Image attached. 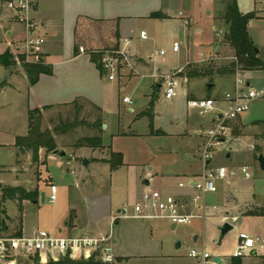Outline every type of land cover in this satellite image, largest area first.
<instances>
[{"label": "crops", "instance_id": "0c3cea01", "mask_svg": "<svg viewBox=\"0 0 264 264\" xmlns=\"http://www.w3.org/2000/svg\"><path fill=\"white\" fill-rule=\"evenodd\" d=\"M179 1L39 0L31 16L42 27L45 39L43 65L51 70V75L41 74L37 83L30 86L23 70L11 73L10 69L0 67L7 73L4 76L3 88L14 90L18 95L21 93V96H24L27 119L30 110L50 107L45 110L46 112L69 107L74 103H84L100 114L102 148L96 150L80 148L75 155L58 159L63 162H60L59 166H71L72 184L68 185L67 206L62 214L53 216L49 233L58 232L64 236H109L108 245L115 264H182L177 262L179 256L176 254L177 248L174 247V242L180 239V233L184 232L174 235L177 226L170 222L165 223L166 220L124 217L123 209L130 210L133 204L141 200L144 193L171 195L177 198L193 196L195 195L193 189L179 188L178 185L180 183L189 185L190 181H196L205 169V164L200 160L203 137L199 131L210 127L213 116L208 121L201 120L200 117L204 115L201 116L197 111L188 109L187 101L207 97L205 85L209 83L208 78L187 79L179 75L182 78V88L179 97L172 101H165L159 93L158 97L160 96L168 103L170 110L169 118L165 119L155 110L158 98L155 96L156 85L161 86L162 83V79L157 76L172 74L192 64L198 67L196 65H199L202 57L207 55H216L219 58L234 56L233 50L216 35L220 17L218 14L221 10L216 7L217 0L211 9L205 3L202 5L204 14L210 17L209 30L212 32L210 37L207 36L206 29L198 28L199 16L195 17L191 13L182 12L179 5L175 9V4ZM3 3V0H0V42L7 46L3 53H12L24 39L25 34L22 26L11 20L10 13ZM262 6L257 7L255 4L252 12L256 15L262 10ZM152 13H160L161 17L150 18ZM178 20H182L184 25L182 34L186 40L180 42L173 39L168 51L165 52L164 56L168 53L177 61L176 66L171 67L172 64L168 59L159 56V52L163 51L162 48L154 53L143 51L138 43L146 40H141L139 34L147 33V40L154 43L159 36L166 38L169 35V23L174 24L172 31L177 32ZM135 27H138V35L135 34ZM190 36L193 37L194 45L189 43ZM86 37H90L93 41H87ZM123 39L130 40L127 48L129 61L114 81H108L103 73L96 69L89 55H81L78 50L74 52L75 45L77 49L83 47L87 50L112 49L117 45L116 49H118L121 48ZM174 42L180 44L178 53H173L171 50ZM258 51L261 59L264 60V49L258 47ZM216 75L212 80L215 88L217 85L224 88L226 84L223 76L217 73ZM232 76L234 77V74ZM13 79L21 80L20 92L13 85ZM261 79L260 74L254 75L257 84H260ZM130 86L134 91L141 90L143 102H137L133 95L120 96ZM233 86L234 78L231 86H226L227 89L220 96L214 93V89L209 97L221 98L224 93L231 91ZM3 88L0 96L4 91ZM124 97L130 98L132 104H124L122 102ZM150 102L153 103L152 128L149 127L148 118L141 116ZM255 102L254 111L246 112L238 119L245 129L255 128L253 125L264 121L263 114L258 116L256 111L260 102ZM155 131H160L161 134L156 135L153 133ZM18 137H24V135L16 138ZM248 138L251 137L244 136L235 140L225 154V158L230 159L232 153L236 151L234 148L237 141ZM15 139L9 147L17 165L18 156L22 154L18 155ZM5 148L6 145L0 144L1 154ZM87 151L89 153H86ZM110 153L121 155L120 165L112 167L108 163ZM53 158L55 156L51 154L46 158L43 155L44 168ZM84 160L87 161L86 166L82 165ZM11 165L4 164L1 157L0 174L11 173L8 170ZM232 182L224 181L218 185L224 186L228 183L233 193ZM50 186L57 187L52 180H49L48 187ZM35 189H38L39 193L45 192L40 186ZM219 193L215 194L216 201L221 200ZM202 201L208 206L205 219L202 220L203 223L193 225L192 229L195 233L200 231L203 238H206L209 229L210 233L211 229L219 233L218 228L224 222L222 219L217 220L212 217L217 207L215 204L209 206L207 195ZM24 202L38 203V201L37 203L23 201L20 208H23ZM14 203L18 206L16 202ZM213 206L215 210L212 209ZM248 206L257 205L243 207ZM6 216L9 221L10 217L7 214ZM19 218L18 225L12 228L13 230L19 228L20 232L22 230L26 232L20 215ZM6 226L7 232L2 234H9V225L6 224ZM232 226L234 229V225ZM16 232L14 231L13 234ZM211 235L215 236V234ZM193 238L197 240L198 236L195 235ZM214 239H212L213 242H215ZM215 256L223 257V260L225 257ZM47 262L48 259L43 257L42 263L34 261L27 264H47ZM183 264H192V262Z\"/></svg>", "mask_w": 264, "mask_h": 264}, {"label": "rangeland", "instance_id": "374dc122", "mask_svg": "<svg viewBox=\"0 0 264 264\" xmlns=\"http://www.w3.org/2000/svg\"><path fill=\"white\" fill-rule=\"evenodd\" d=\"M3 2V5L5 6V0H3ZM214 2L215 0H180L179 3L175 4V9L179 5L182 12L186 14L191 13L195 17L199 16L200 20L198 28H201L202 30L206 29V34L210 37L212 35V32L209 30L210 17H207L204 14L202 5L205 3L206 6L211 9ZM255 4H257V7L259 5L263 6L262 10L256 13L257 18L250 22L248 32L254 44L264 49V0H238L239 10L245 14L254 11ZM216 7L221 9L218 15L223 16L225 10V0H217ZM176 25L178 27V31L173 32L172 28L174 27V24L169 23L170 33L166 38L159 36L158 40L154 41V43H150L146 40L140 41L138 45L143 48L145 53H154L155 51L158 52L161 48L164 52H167L173 39L180 42L185 39L182 34V27H184L182 20H178ZM226 29L227 26L225 22L220 19L217 22L216 35H218L217 37H219L222 42L224 41V33ZM219 31H222L223 34H218ZM135 32V34L138 35V27H135ZM192 39L193 37L190 36V45H194ZM86 40H89L90 42L93 41L90 37H86ZM6 47L7 46L4 43L0 42V54H3ZM105 50L108 51L112 49ZM21 51L22 49L19 44L11 54L15 56L20 54ZM164 57L171 62V67L176 66L177 61L172 59L171 55L166 53ZM207 65L208 64L206 63H199V65H196L198 67H195L194 64H192L186 66L182 71L185 73L189 67L190 69H200L207 67ZM229 65L230 57L228 58L226 56H221L218 58L216 63H214L216 69ZM10 71L11 73H18L22 71V67L21 65L16 64L14 67L10 68ZM6 74L7 73L0 68V85L4 82V76H6ZM214 76L216 77L217 75L214 74ZM222 76L225 80L224 82L226 86H231L234 77L225 74ZM12 82L17 91L20 92L22 87L21 80L13 79ZM3 86L0 87V91ZM226 86L222 88V86L217 85L214 93H216L217 96H220V94L227 89ZM3 90L4 91L0 96V144L6 145V148L3 154L0 152V158H3L4 164L12 165L8 167V170L11 173L3 172L0 174V183L4 186L10 187L21 186L26 190H32L40 186L46 192L45 195L47 196L49 195V180H52V182H54L58 187V192H56L57 199L53 205H50L48 202L45 204H40L39 202L37 204L24 202L22 204L23 208H21L22 211H19V207L14 202L6 201L3 208L5 209L6 214L10 217L9 221L5 220V223L9 225L8 233L13 234L14 231H17V228L13 230L12 227L18 225L20 219L19 215L22 217V224L26 232H30L33 229L46 230L50 232L53 216L62 214L67 206L68 185L72 184V180H70L71 166H59V163L62 162V160H58L59 157L55 156V158H53L55 160L51 159L48 165L44 168L45 165L42 163V157L44 155L46 158L50 155V153L46 152L45 149L39 150L37 162L33 161L32 152L27 151L18 156L17 165L15 164V156L10 152L9 144L13 142L17 136L24 135V137H26L27 135L28 119L25 107L26 100L24 96H21V93L18 95L16 91L8 90L6 88H3ZM123 95H133L137 102L144 101L141 96V90L134 91L131 86L126 88L120 96L122 97ZM156 100L157 104L155 105V110L157 113L165 119L169 118L170 110L168 103L163 101L160 96ZM258 102L260 103H258L259 106H257L256 109L257 114L258 116H261L262 114V116H264V100H259ZM254 103L256 102L251 104L248 112L254 111ZM211 116V114H208L203 117H199L201 120L208 121ZM100 118L101 116L96 112V110L87 107L84 103H75L69 107L57 108L46 112L44 111V113L41 112L40 131H49L53 136L56 149L58 151H64L67 154V158H69L70 155H75L79 151V149L73 147L78 139L83 137H95L101 133V129L99 130L98 128H91L87 126L88 124H93L96 121L102 123V120H99ZM231 125L239 127V135H233L231 129L229 141L221 147L220 151H216L215 160L211 163V166L214 168L228 167L234 169L247 166L251 177L250 179L237 177L232 180L233 182L229 181V183L232 182L231 189L233 190V193H231L228 183H225L224 186L222 184L218 185V192L221 194V200L216 201L215 194L207 195V198L209 197L210 207L214 204L217 207V211L212 217L217 220L222 219L224 223L234 225V229L230 231L222 240H219V233L215 229H211V233L209 229L206 238H203L200 231L196 233L193 231L192 226L197 223H203L202 220H193L188 225L177 226L174 231V235H178L179 232H184L183 234L180 233V239H176L174 242V247L177 242H181V247H179L176 251V254L179 256V260H177L178 263L183 264L192 262L193 260L187 257L191 250L198 252L205 250L214 256H225V263L230 264L231 256L237 243L236 236L239 233H246L253 239L259 238L264 240V217L245 216L248 211L257 210L260 206H264V170H261L257 163L258 155H262L264 157V126L256 124L253 125L255 128L252 127L245 129L240 120L232 122ZM54 127H62V129L65 130L69 128L71 129L58 135L53 132ZM244 136L251 138L237 141L234 148L236 149V153H232L231 158L226 159L225 154L229 151L232 143ZM250 145L253 147V150L249 149ZM254 147H258L260 152H255ZM86 153H89V151ZM64 161V163H66V160ZM113 161L115 160L113 159ZM242 205L257 206L243 207ZM234 206L235 208H233ZM209 217L211 218V216ZM237 217L238 219L236 220ZM166 222L168 223V221H165V223ZM54 234L64 236L58 232H54ZM211 234H215L216 237ZM195 235L198 236L197 240H194L193 238ZM212 239H214L215 242H213ZM263 256L264 249L259 250L253 255L250 254L249 256L242 258V264H262L263 262L261 257ZM27 262L28 261H24L22 264H27Z\"/></svg>", "mask_w": 264, "mask_h": 264}, {"label": "built area", "instance_id": "2783aa9c", "mask_svg": "<svg viewBox=\"0 0 264 264\" xmlns=\"http://www.w3.org/2000/svg\"><path fill=\"white\" fill-rule=\"evenodd\" d=\"M39 0H5V7L10 13L11 20L22 26L25 37L20 43L22 49L18 55L23 56V61L16 59V64H43V47L45 45L41 25L32 18L31 14L37 7ZM181 17L182 14L180 13ZM184 23L187 22L184 20ZM218 34H223L219 31ZM141 40H147V33L139 34ZM121 48L114 50H87L78 48L81 55H98L103 75L108 81H114L129 61V39H123ZM180 44L174 42L171 46L173 53H178ZM165 52L160 51L159 56ZM17 56V55H15ZM201 63L214 64L219 57L207 55L202 57ZM234 64V86L221 98L203 97L187 101L188 109L195 110L201 116L211 114L213 122L207 129H201L199 134L203 137V146L200 160L205 164L203 173L196 181L189 185L180 183L179 188L190 187L195 195L190 197L161 196L157 193H144L141 200L130 207L123 209V216L138 219H161L174 226L188 225L191 221L204 220L208 206L202 201L206 195L217 194L218 184L230 181L237 177L250 179L251 175L246 166L238 169L221 167L214 168L211 163L215 159L216 151H220L231 136L232 122L237 121L250 109L253 102L264 100V70H246L238 63L237 58H230ZM182 69L172 74L157 76L162 79L160 94L165 101H172L179 97L182 88ZM260 74V84L254 80V75ZM124 104L131 105L128 97L122 99ZM253 150V147H250ZM56 187H49V195L45 201L53 204L56 201ZM199 205L197 206V204ZM194 205H196L194 207ZM213 210L216 208L213 206ZM109 236H59L45 230L33 229L30 232L23 230L19 234H0V264H21L24 261L42 263L45 259L58 261L64 256L73 260L88 259L93 254L104 264H115L113 255L108 245ZM264 249L263 239H253L246 233H239L237 243L231 258H244L252 253ZM188 258L192 264H225L223 257H218L221 262L214 261V256L209 252L191 250ZM44 262V261H43Z\"/></svg>", "mask_w": 264, "mask_h": 264}, {"label": "trees", "instance_id": "16d2710c", "mask_svg": "<svg viewBox=\"0 0 264 264\" xmlns=\"http://www.w3.org/2000/svg\"><path fill=\"white\" fill-rule=\"evenodd\" d=\"M161 17L160 13H152L150 18H159ZM223 20L227 26V29L224 33V43H226L234 52V56L237 58L238 63L242 66L243 69L246 70H256L263 69L264 70V60L261 59L260 53L257 47L252 42L249 34H248V26L250 22L256 19V15L253 12L250 13H242L239 11L237 6V0H225V10L223 16L219 17V20ZM118 37L116 36V40ZM117 45L112 49H116ZM77 46H74V52H77ZM16 59L19 61H23V56L17 55L13 56L10 52H5L0 54V67L5 69H10L16 65ZM91 62L95 65L96 69L102 73L100 60L98 55L90 56ZM22 70L27 76L28 83L30 86H33L37 83L38 78L41 74L43 75H51V70L43 65V64H27L21 63ZM234 64H230L229 66L215 68L214 64H209L207 67H203L201 69L191 68L185 72L180 74V76H184L187 79L189 78H208V82L212 83L214 74H218L222 76L223 74L232 76L234 74ZM4 84L2 83L0 87ZM75 104V103H74ZM50 109V107H44L42 110L34 109L28 112V133L26 137H18L15 139V147L18 150L19 154H24L27 151L32 152V158L34 162L38 161V153L40 149H45L46 152L51 153L56 150L55 142L53 140V136L49 131H40V123H41V112ZM153 103L150 102L148 108L141 114V116H145L149 120V127L152 128L153 123ZM264 126V121L256 123ZM87 126L91 128L101 129V123L96 121L93 124H88ZM232 134L239 135L238 126H232ZM72 128V126H71ZM69 129H62V127H54L53 132L55 134H63L64 132L69 131ZM101 132V131H100ZM156 135L161 134L160 131L153 132ZM101 134V133H100ZM95 137H83L78 139L73 145L74 148H88L92 150L102 148V138L101 135ZM255 152H260L258 147H254ZM113 159L115 161H113ZM122 162L121 155L110 153V160L108 163L111 164L112 167L116 165H120ZM39 200V191L38 189H34L33 191H26L22 187H10L3 186L0 184V234L2 232H7V226L5 220H8L5 210L3 208V204L6 201L16 202L19 207V211H22L20 208L21 203L23 201H35ZM245 216L251 217H264V207H260L257 210H250L246 213ZM20 230L18 228L15 234H19ZM262 264H264V256L261 257ZM47 264H104L100 260L95 258V254H93L88 259H80L73 260L69 258L67 255L60 258L58 261L49 260ZM230 264H242L241 258H231Z\"/></svg>", "mask_w": 264, "mask_h": 264}, {"label": "water", "instance_id": "95a60500", "mask_svg": "<svg viewBox=\"0 0 264 264\" xmlns=\"http://www.w3.org/2000/svg\"><path fill=\"white\" fill-rule=\"evenodd\" d=\"M160 88L161 86L160 85H156V97H158L159 93H160ZM215 89V85L213 83H207L205 85V94L207 97H209L212 93V91ZM52 156H58L59 158L61 159H64V158H67V154L64 152V151H58L57 149L52 151L50 153ZM257 163L259 165V168L261 170H264V157L262 155H258L257 157ZM83 165L86 166L87 165V161L84 160L83 161ZM38 202L40 204H44L45 202V192H40L39 193V200ZM34 203H37V202H34ZM233 230V226L228 224V223H223L219 228H218V231H219V240H222L230 231ZM180 247V242H177L175 244V248H179ZM214 261L217 262V263H220L221 260L216 257L214 258Z\"/></svg>", "mask_w": 264, "mask_h": 264}]
</instances>
